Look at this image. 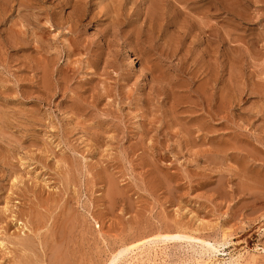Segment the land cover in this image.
<instances>
[{
  "label": "rangeland",
  "instance_id": "obj_1",
  "mask_svg": "<svg viewBox=\"0 0 264 264\" xmlns=\"http://www.w3.org/2000/svg\"><path fill=\"white\" fill-rule=\"evenodd\" d=\"M155 233L115 264H264V0H0V264Z\"/></svg>",
  "mask_w": 264,
  "mask_h": 264
},
{
  "label": "bare ground",
  "instance_id": "obj_2",
  "mask_svg": "<svg viewBox=\"0 0 264 264\" xmlns=\"http://www.w3.org/2000/svg\"><path fill=\"white\" fill-rule=\"evenodd\" d=\"M190 2V1H189ZM217 2V1H216ZM32 4V3H31ZM177 4H179V3H177ZM185 8V7H184ZM215 8V7H214ZM186 10V9H185ZM218 11H219V9H218ZM216 13V12H215ZM214 14V13H213ZM49 20V19H48ZM202 24V23H201ZM206 24V23H205ZM207 26V25H206ZM204 34H206V33H204ZM208 36V35H207ZM209 36H211V34H209ZM157 54V53H156ZM162 55V54H161ZM160 55V56H161ZM158 64V63H157ZM162 68V67H161ZM165 73V72H164ZM168 76V75H167ZM167 79V78H166ZM161 80V79H160ZM168 80V79H167ZM178 85V84H177ZM180 86V85H179ZM183 87V86H182ZM193 113V112H192ZM188 119V118H187ZM191 121V120H190ZM201 121V120H200ZM186 122V121H185ZM186 124V123H185ZM16 181H18V180H16ZM45 183V182H44ZM8 203V202H7ZM6 203V204H7ZM9 204H7V206H8ZM7 206H5V207H7ZM8 207H10V206H8ZM5 210H6V208H5ZM4 210V211H5ZM11 210V209H10ZM8 211V210H7ZM14 214V213H13ZM12 214V215H13ZM68 214V213H67ZM66 216H68V215H66ZM39 220H41V219H39ZM55 220V219H54ZM72 220V219H71ZM61 221V220H60ZM63 221H64V217H63ZM63 221H61V223L63 222ZM65 222V221H64ZM72 221H70V223H71ZM61 223H60V225H61ZM68 223V222H67ZM66 223V224H67ZM24 226V225H23ZM62 226V225H61ZM63 227V226H62ZM176 227V226H175ZM177 228V227H176ZM24 230V229H23ZM170 230V229H169ZM66 231V230H65ZM183 233L181 234V232L180 233H178V234H176L177 235V237L178 236H184V237H188V238H192V239H196V240H198V241H201L202 243H205V241L204 240H200V238H197V237H193V236H191V235H189V234H185L184 233V231H182ZM70 233V232H69ZM224 233V232H223ZM56 234V233H55ZM60 234V233H59ZM58 234V235H59ZM229 234V233H228ZM51 235V234H50ZM61 235V234H60ZM176 235H173V233L172 234H170V233H164V234H162V233H159V234H156L155 233V235H153L152 237L153 238H147L146 240L145 239H143L144 241H139V243L137 242V243H135V244H133V245H130V246H127L126 248H124V249H122L119 253H118V255L116 254L115 256H113L114 258L111 260V261H109V264H115L116 263V259H117V257L119 256V255H122V254H124V253H129V254H133V257L132 258H138V256H140V255H142L144 252H146V249H145V247L146 246H148V249L149 250H152V251H155V252H157V250L158 249H161L163 246H166V243H165V241L166 240H164V239H169V238H171V237H173V236H176ZM56 236V235H55ZM224 236H225V233H224ZM28 237V236H27ZM223 237V236H222ZM227 237V236H226ZM231 237H232V234H231ZM45 238V237H44ZM228 238V237H227ZM29 239H30V236H29ZM232 239V238H231ZM22 241V240H21ZM21 241H19V243L21 242ZM11 242V241H10ZM25 242H27L28 243V241H25ZM229 242V241H228ZM23 243V242H22ZM22 243H20V244H22ZM30 243V242H29ZM43 244V243H42ZM227 244V241H226V239L224 238V241L221 243V246H225ZM4 246H5V244H4ZM24 246H26V248H28L29 250L31 249V248H29V247H27V245H24ZM8 247V246H7ZM23 247V246H22ZM214 248V247H213ZM252 248V247H251ZM7 249V248H6ZM165 249V248H164ZM232 249V248H231ZM166 250V249H165ZM256 250V249H255ZM20 251V250H19ZM57 251V250H56ZM162 251H164L163 249H162ZM218 251V249L217 248H215L210 254H209V256L207 257V258H205V259H202V258H200L201 260H198L197 262H198V264H222V261H223V264H226L227 263V261H228V263L229 264H239L240 263V260L244 257H239V256H234V255H231V256H229L228 258H223L222 260L219 258V256L216 254V252ZM233 251V250H232ZM235 251V250H234ZM233 251V252H234ZM241 251H243V250H241ZM22 252V251H21ZM65 252V251H64ZM9 253H11V251H9ZM149 254H150V252H148ZM13 254V253H12ZM14 254H16V253H14ZM149 254H146V255H149ZM156 254V253H155ZM162 253H160V255H161ZM203 254V253H202ZM230 254H232V253H230ZM240 254V253H239ZM244 254V253H243ZM253 254V253H252ZM256 254V253H255ZM145 255V256H146ZM166 255V254H165ZM237 255V254H236ZM15 256V255H14ZM21 256V255H20ZM28 256V255H27ZM158 256V255H157ZM22 257V256H21ZM29 257V258H28ZM27 257V259H29V261H31L30 260V257H31V255L30 256H28ZM16 258H17V256H16ZM23 258H25V256L23 257ZM142 258V257H141ZM144 258V257H143ZM158 258V257H157ZM245 258V257H244ZM19 259V258H18ZM17 259V260H18ZM160 259V258H159ZM197 259H199V257L197 258ZM248 259V258H247ZM246 259V260H247ZM258 259V258H257ZM16 260V259H15ZM16 260V261H17ZM33 260V259H32ZM139 261V259H136L135 261ZM145 260V259H144ZM163 260V258L161 257V261ZM19 262H20V260H18ZM17 261V262H18ZM23 261H25V264H26V260H23ZM61 261V260H60ZM148 261V260H147ZM155 261H159L158 259L157 260H155ZM164 261H166V260H164ZM196 261V260H195ZM241 261H243V260H241ZM250 261V260H249ZM134 262V261H133ZM140 262V261H139ZM142 262H143V260H142ZM149 262V261H148ZM8 263V262H7ZM126 263V262H125ZM129 263V262H128ZM136 263V262H135ZM152 263V262H151ZM156 263V262H155ZM164 263H166V262H164ZM2 264V263H1ZM14 264H15V262H14ZM20 264H23V262L22 263H20ZM32 264H34L33 262H32ZM67 264H68V262H67ZM137 264V263H136ZM139 264V263H138ZM141 264V263H140ZM158 264V263H157ZM161 264V263H160ZM241 264V263H240Z\"/></svg>",
  "mask_w": 264,
  "mask_h": 264
}]
</instances>
